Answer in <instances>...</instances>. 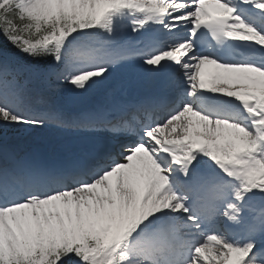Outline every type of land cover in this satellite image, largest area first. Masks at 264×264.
Here are the masks:
<instances>
[{
    "label": "snow or ice",
    "instance_id": "1",
    "mask_svg": "<svg viewBox=\"0 0 264 264\" xmlns=\"http://www.w3.org/2000/svg\"><path fill=\"white\" fill-rule=\"evenodd\" d=\"M0 264H264V0H0Z\"/></svg>",
    "mask_w": 264,
    "mask_h": 264
},
{
    "label": "rangeland",
    "instance_id": "2",
    "mask_svg": "<svg viewBox=\"0 0 264 264\" xmlns=\"http://www.w3.org/2000/svg\"><path fill=\"white\" fill-rule=\"evenodd\" d=\"M21 135H24V134H21Z\"/></svg>",
    "mask_w": 264,
    "mask_h": 264
}]
</instances>
